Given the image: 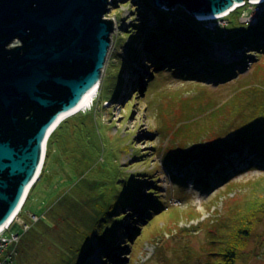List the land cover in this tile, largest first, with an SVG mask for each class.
<instances>
[{
  "label": "rangeland",
  "instance_id": "obj_1",
  "mask_svg": "<svg viewBox=\"0 0 264 264\" xmlns=\"http://www.w3.org/2000/svg\"><path fill=\"white\" fill-rule=\"evenodd\" d=\"M249 3L234 5L212 22L152 7L160 23L171 26L167 36L189 43L210 37L211 58L230 67L217 79L190 58L153 63L143 52L148 39L134 45L137 57L126 64L132 34L126 32L143 23L136 11L140 2L113 0L106 18L116 28L94 101L101 89L103 98L69 117L89 114L86 123L94 119L98 137L84 141L74 120L61 133L63 142L44 158V175L31 188L14 229L4 233L7 238L18 233L10 245L17 252L15 264H102L95 238L104 229L100 221L135 179L140 196L135 208L123 212L131 226L118 236L112 252L117 261L112 256L109 264H220L231 248L233 264H264V171L237 166L239 173L229 171L226 183L204 192L182 179L186 172L166 167L176 168L172 158L225 141L249 124L263 123L258 129L264 130V40L257 49L239 45L257 18L264 19V3ZM149 23L154 30V17ZM163 42L152 44L154 51ZM223 46L225 58L216 55ZM114 84L116 96L107 101ZM75 131L81 140L70 138Z\"/></svg>",
  "mask_w": 264,
  "mask_h": 264
},
{
  "label": "water",
  "instance_id": "obj_2",
  "mask_svg": "<svg viewBox=\"0 0 264 264\" xmlns=\"http://www.w3.org/2000/svg\"><path fill=\"white\" fill-rule=\"evenodd\" d=\"M149 2L157 11L180 10L206 22L204 18L223 15L245 0ZM112 4L0 0V229L18 215L38 180L47 140L66 118L61 116L100 86L116 28L105 19Z\"/></svg>",
  "mask_w": 264,
  "mask_h": 264
},
{
  "label": "trees",
  "instance_id": "obj_3",
  "mask_svg": "<svg viewBox=\"0 0 264 264\" xmlns=\"http://www.w3.org/2000/svg\"><path fill=\"white\" fill-rule=\"evenodd\" d=\"M140 5H137L136 11L139 13V15L143 18L142 21V27L140 26H132V28H135V31H127L126 33H131L130 37L128 39L131 40L130 44H128V48L126 49V64L134 60L136 55V48L134 45H137L139 42H141L143 39H148L147 44L145 45V49L143 50L144 56L148 57L153 63H156L157 59L159 58H167L168 56L170 58H190V60L195 63H200V68L203 67L204 69H207L204 74H208V76L215 77L217 79L219 76H225L227 75L230 70V67L218 63L214 61L209 53V50L211 48V43L209 44L207 41H209V38L206 40L203 38L202 40H194L191 39V43L187 42L186 40L183 41L178 37L175 36H167L168 30L166 27H171L170 25L164 26L162 25V20L158 17L157 11L153 12L151 3L149 0H139ZM152 12V15H151ZM160 12V11H158ZM164 15V14H163ZM154 17L155 22H157V25L154 30H150V20ZM262 19V18H261ZM259 20V24L252 28V30H248V33H246L242 39V42L239 44L241 47H250L257 49L258 45L260 46V43L264 40V19ZM162 24H161V23ZM262 22V23H261ZM263 24V25H261ZM261 25V26H260ZM189 29L190 27H186ZM171 31L174 30L170 28ZM176 30V29H175ZM170 31V30H169ZM187 31V30H186ZM173 32V31H172ZM203 36H210L206 33H201ZM250 34V35H249ZM164 39V44L160 45L159 51H154L157 48L156 46L153 47L156 42ZM166 40V41H165ZM262 40V41H261ZM204 42V43H203ZM159 47V46H158ZM254 50V49H252ZM260 52H264V42L260 46ZM249 53V52H247ZM246 57L250 58L251 55L247 54ZM137 59V58H136ZM174 62V61H173ZM138 63V62H137ZM180 68V67H178ZM180 72V71H179ZM192 72L185 73V75H191ZM116 84V83H115ZM113 85L111 89V93L109 97H105L107 101L112 100L116 96V88L117 85ZM100 96L95 104H98V101H100V98L102 100V89L100 90ZM104 98V99H105ZM96 100V99H95ZM105 100V102H107ZM92 111V110H90ZM264 110L262 109V112ZM260 112V113H262ZM89 114H80L73 119L70 120V118H67L63 122H61L58 127L52 132V134L49 136L47 143H46V152H45V158L46 156L50 155L52 148L54 147V144L63 142L62 135L66 129L67 125H70L71 122L74 120L78 123L77 132L81 133V136L84 141H95L94 139L98 137L96 135V126L94 119L90 120L88 122L89 125H87L86 121L89 119ZM263 123H256V124H249L242 128L240 131L236 132L235 134L228 137L227 140L222 141L218 140L217 143H214L210 147H205L200 150H194L189 151L186 156L183 157H175L172 158L170 161L175 165L176 168H173L172 166H166L167 169L176 170L178 173L186 172V175L182 178L184 181L191 180V182L194 184L196 188L201 189L200 191L206 192L210 189L211 186L216 185L217 183H226L230 175L229 171L233 173H239V170L236 169L237 166H245V169H258L261 171H264V130H259L258 127L261 126ZM75 137V138H74ZM73 139H76V131L72 134L70 137ZM220 139V138H218ZM81 139L77 138L76 141H79ZM220 141H222V145L220 146ZM78 146V145H77ZM76 158V157H75ZM48 159H45L44 163L46 165V161ZM243 168V169H244ZM45 173V167H42L41 173L39 175L38 180L44 175ZM189 174V175H188ZM135 179V178H134ZM173 180L177 181L178 179L176 177H173ZM37 185V181L32 186V189L34 186ZM30 189L29 194L23 204V208L27 201L30 198V193L32 191ZM149 194H152V191H148ZM140 196V189L138 180H134V183L132 184V188H129L127 194H125L124 198H120V202L110 204L108 206L109 212H104V217L108 216V219L105 218L102 221H100L104 225V229L101 230V235L95 236L96 242L100 243V246L97 248H100V252L98 255L102 257L101 262L102 264H109L114 263V261H110L113 256V251L115 247L117 246L116 242L118 243V236L123 233V230H128L131 226V223H126L128 215L124 214L123 212L127 208H135V196ZM260 204V203H259ZM260 206H263L260 204ZM22 208V209H23ZM259 211V210H258ZM257 211V212H258ZM256 212V213H257ZM254 216V214L252 215ZM126 228V229H125ZM21 231V230H20ZM19 231V233H20ZM236 246V245H235ZM235 248H231L228 251V254L222 255L224 258L223 263L220 264H233L235 261V256L233 254V251ZM95 250V249H94ZM116 258L118 255H116ZM109 258V259H108ZM115 257L113 256V259ZM115 258V259H116ZM117 261V259L115 260ZM13 264H15V260L13 261ZM82 264H90V262L86 261Z\"/></svg>",
  "mask_w": 264,
  "mask_h": 264
},
{
  "label": "bare ground",
  "instance_id": "obj_4",
  "mask_svg": "<svg viewBox=\"0 0 264 264\" xmlns=\"http://www.w3.org/2000/svg\"><path fill=\"white\" fill-rule=\"evenodd\" d=\"M262 3H264V2H251L250 1V5L251 4H253V5H257V4H262ZM244 4H245V2H244ZM243 4V5H244ZM239 5H235L234 6V8H237ZM233 8V9H234ZM227 15V14H226ZM225 15L223 14V15H220V16H217V17H212V18H204V20H206V22H207V20L208 21H214V20H216V19H220V18H222V17H224ZM251 18H253V19H255L256 20V15H253V16H251L250 17V19ZM105 19H106V16H105ZM254 20V21H255ZM256 21H258V23H259V20H258V18H257V20ZM258 23L256 24V22H255V24L256 25H258ZM255 25V26H256ZM222 49V50H221ZM219 51H221V52H217V54L216 55H218V54H220V56H221V58H225V57H227V51L224 49V47L223 48H221ZM99 88H100V86H98V87H95L91 92H89L86 96H85V98L82 100V102L80 103V105L76 108V110H74L73 112H70V114H68L67 116H65V115H63V116H61V120L64 118V117H66V118H64L63 119V121L64 120H66L67 118H69L70 116H72V115H75L76 113H79L80 111H82V110H84V109H87L89 106H91V104H92V102L94 101V97H95V95L97 94V92L99 91ZM62 121V122H63ZM58 127V126H57ZM56 127V128H57ZM44 155H45V153H43V157H42V160L44 159ZM43 162V161H42ZM32 188V187H31ZM30 188V189H31ZM30 189H29V191H30ZM29 194V193H28ZM27 194V195H28ZM26 200V199H25ZM13 220V218H11L10 219V221H9V223H11V221Z\"/></svg>",
  "mask_w": 264,
  "mask_h": 264
},
{
  "label": "built area",
  "instance_id": "obj_5",
  "mask_svg": "<svg viewBox=\"0 0 264 264\" xmlns=\"http://www.w3.org/2000/svg\"><path fill=\"white\" fill-rule=\"evenodd\" d=\"M17 217H18V215L5 228L0 229V264H13V261L15 259L14 256L17 255L16 249H14V247H13L10 250V247L12 246L11 244L13 243L12 237L13 238L17 237L18 233H15L13 235H9L8 238L4 234V233H7V231H9V228L17 220ZM5 248H6V250L3 252V250Z\"/></svg>",
  "mask_w": 264,
  "mask_h": 264
}]
</instances>
